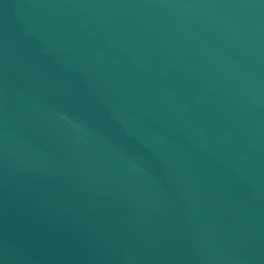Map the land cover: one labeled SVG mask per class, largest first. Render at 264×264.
Instances as JSON below:
<instances>
[{
    "label": "water",
    "instance_id": "1",
    "mask_svg": "<svg viewBox=\"0 0 264 264\" xmlns=\"http://www.w3.org/2000/svg\"><path fill=\"white\" fill-rule=\"evenodd\" d=\"M0 264H264V0H0Z\"/></svg>",
    "mask_w": 264,
    "mask_h": 264
}]
</instances>
